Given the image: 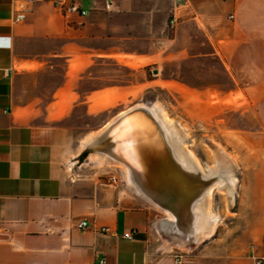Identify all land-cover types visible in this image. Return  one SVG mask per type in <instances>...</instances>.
<instances>
[{"label":"crops","instance_id":"crops-1","mask_svg":"<svg viewBox=\"0 0 264 264\" xmlns=\"http://www.w3.org/2000/svg\"><path fill=\"white\" fill-rule=\"evenodd\" d=\"M76 1L36 0L17 22L13 0H0V264H173L174 249L187 264L264 259V0ZM105 60L139 78L97 85ZM154 87L173 96L199 163L215 147L213 164L226 155L235 169L232 197L214 187L194 203L217 220L190 249L170 241L192 213L168 220L98 156L92 141L109 120L72 133L79 106L95 116ZM196 121L215 127L210 144L193 139Z\"/></svg>","mask_w":264,"mask_h":264},{"label":"bare ground","instance_id":"bare-ground-1","mask_svg":"<svg viewBox=\"0 0 264 264\" xmlns=\"http://www.w3.org/2000/svg\"><path fill=\"white\" fill-rule=\"evenodd\" d=\"M132 107L141 108L145 112L134 116V127L137 130L133 134L129 154L131 163L139 167L133 169L122 163L117 165L124 170L130 185H134L133 173L145 191L159 198L160 203L144 196L166 212L168 220L183 222L192 213V220L190 219L188 224L177 225L173 240L170 241L190 249L200 239L212 233L217 220V214L210 210L208 203L202 204L200 211L195 210L193 205L201 199V196L196 199L194 197L205 186L207 187L202 196L209 197L216 187L232 197L236 180L230 172V167L234 168L232 162L226 155H220L217 156V162L214 165L202 169L203 166L200 167L194 153L184 148L176 130L177 125L175 129L172 121L159 106L137 104ZM98 156L108 159L104 154H98ZM147 163L148 167L145 166ZM142 167H147V169H142ZM192 199L194 200L191 201Z\"/></svg>","mask_w":264,"mask_h":264},{"label":"rangeland","instance_id":"rangeland-1","mask_svg":"<svg viewBox=\"0 0 264 264\" xmlns=\"http://www.w3.org/2000/svg\"><path fill=\"white\" fill-rule=\"evenodd\" d=\"M99 63H105L103 66H98L97 67V78L96 84L99 85L101 81H109L112 83H119V81L127 80L128 82H131L132 80H135L139 78L140 71L129 69L123 66H118L113 62L112 60H105L101 61ZM168 73V65L165 64L164 69H163V76H167ZM146 75L149 77L151 76V72L146 71ZM175 101L172 95H170L166 89V87H154V88H149L145 89L143 94L138 97H128L127 99L121 100V101H113L111 103L110 107L107 108L106 111L100 112L96 114L95 116H84L83 112V106H79L77 108V116H75L72 120L73 128L72 133L76 135H81L83 134V130L87 128H99L101 127L106 121H110L116 114H119V112L135 106L137 104H144L148 106H159L166 114V116L172 121L173 125H177V132L178 135L181 137V140L183 142L184 148L186 150H190L191 145L189 143V138L188 134L185 132L183 123H184V116L182 113H180L179 109L174 107ZM177 105V103H176ZM232 111L229 110L225 114V117L227 121H231L232 119ZM176 114V115H174ZM182 125H181V124ZM231 124H228L230 126ZM104 127V126H103ZM102 127V128H103ZM182 132V133H181ZM216 132H215V127L210 124H202L200 121H196L193 123V139L196 140L198 143L199 140H206L210 144L213 140L216 139ZM205 146V144H203ZM189 147V148H188ZM209 152V164L208 166L214 165V157H215V147L207 148ZM231 161V160H230ZM200 167L202 169H205L207 165L205 164H200ZM116 168L121 167L119 165H114ZM232 170V171H231ZM122 176L125 181L126 176L124 173V170L122 169ZM230 172H232V176H235V169L230 167ZM115 174L118 175L119 172H115ZM218 201V198H217ZM214 204V203H213ZM220 230V229H219Z\"/></svg>","mask_w":264,"mask_h":264},{"label":"water","instance_id":"water-1","mask_svg":"<svg viewBox=\"0 0 264 264\" xmlns=\"http://www.w3.org/2000/svg\"><path fill=\"white\" fill-rule=\"evenodd\" d=\"M156 72V70L154 71ZM145 112L141 108L137 107H129L121 114L117 115L112 121H110L101 131H99L92 143L100 147L103 153L111 163H122L127 165L133 169L138 168L139 165L131 163L129 159V154L131 150V140L133 134H135L134 127V116L142 115ZM148 119V118H147ZM175 158V156H174ZM148 167V163L145 165ZM147 167H142V169H147ZM133 178V187L134 189L140 193L143 197L146 195L147 197L152 198L154 201L159 202V198H155L153 195L148 193L143 189L140 182L136 179L135 175L132 173ZM207 186L203 187L199 194L194 197L196 199L198 196H201L205 191ZM192 199L191 201H193Z\"/></svg>","mask_w":264,"mask_h":264},{"label":"built area","instance_id":"built-area-1","mask_svg":"<svg viewBox=\"0 0 264 264\" xmlns=\"http://www.w3.org/2000/svg\"><path fill=\"white\" fill-rule=\"evenodd\" d=\"M36 0H13V19L14 21L21 22L24 21L28 15V12L30 11L31 5ZM70 1L71 5L69 6V9L76 10L78 9L77 1L76 0H68ZM56 3H59L56 1ZM112 6V0H105V8L110 9ZM82 14H86V10H80ZM175 18L172 17L169 20V23L171 26L175 25ZM10 71L9 68L5 69V72L8 73ZM119 181V177L115 173H110L108 175V182L111 184H116ZM77 226L81 229L86 228L88 226V223L86 220H79L77 222ZM97 231L102 233H110V228L106 225L101 226L97 229ZM123 237L131 239L133 237V234L131 231L123 233ZM172 257H173V264H187L185 261L186 252L181 249H174L172 250ZM264 259L263 257H255L254 261L251 264H263ZM83 264H105V259H99L98 261H86Z\"/></svg>","mask_w":264,"mask_h":264}]
</instances>
